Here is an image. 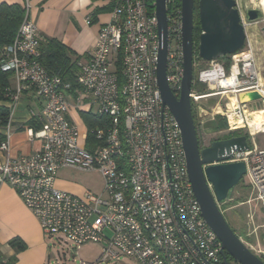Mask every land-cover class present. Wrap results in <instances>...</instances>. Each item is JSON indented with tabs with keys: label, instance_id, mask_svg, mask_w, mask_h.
I'll list each match as a JSON object with an SVG mask.
<instances>
[{
	"label": "built area",
	"instance_id": "2783aa9c",
	"mask_svg": "<svg viewBox=\"0 0 264 264\" xmlns=\"http://www.w3.org/2000/svg\"><path fill=\"white\" fill-rule=\"evenodd\" d=\"M111 5V18L100 28L88 59L79 64L73 88L41 64V38L28 1L23 4L25 15L17 34L0 56L2 70L15 82L6 103L10 109L3 130L6 139L0 144V185H10L38 217L44 235L72 245L74 255H79L83 243H102L95 261L80 259L79 264H119L125 259L136 264H224L223 242L204 220L193 191L181 129L164 106L157 84L155 2L153 9L147 0H111ZM259 8L262 19L244 20L243 47L228 55L227 63L211 60L194 74L190 96L198 114H204L202 124L208 115L222 116L226 132L264 133L262 127L253 132L249 122L254 111L264 114V70L247 31L248 25L264 22L262 2ZM168 18L167 79L179 95L181 8ZM260 34L264 42V26ZM27 91L42 105L32 117L40 127H25L29 140L40 145L29 154L13 156L12 123ZM254 91L259 99H240L242 93ZM74 109L104 116L106 121L81 130L69 117ZM231 154L223 162L245 163L256 200L264 208V149L249 146ZM62 168L98 172L102 191L84 188L78 194L62 189L57 177Z\"/></svg>",
	"mask_w": 264,
	"mask_h": 264
},
{
	"label": "water",
	"instance_id": "95a60500",
	"mask_svg": "<svg viewBox=\"0 0 264 264\" xmlns=\"http://www.w3.org/2000/svg\"><path fill=\"white\" fill-rule=\"evenodd\" d=\"M168 0H155L158 21L159 53L157 61V84L164 106L174 115L182 133L187 158V168L193 191L197 197L204 220L223 242L224 264H230L227 254L239 264H264V259L254 252L234 231L224 216L221 203L230 199L232 189L246 174L243 161L223 162L231 158L232 150L249 148L247 135L215 139L201 147L191 100L195 59V0H181V45L183 78L180 94L172 90L167 79V56L169 45ZM236 0H199L200 35L197 43L198 59L216 60L240 50L246 40V31ZM250 22L263 18L260 8L247 9ZM261 95L242 93L244 102L257 100Z\"/></svg>",
	"mask_w": 264,
	"mask_h": 264
},
{
	"label": "crops",
	"instance_id": "0c3cea01",
	"mask_svg": "<svg viewBox=\"0 0 264 264\" xmlns=\"http://www.w3.org/2000/svg\"><path fill=\"white\" fill-rule=\"evenodd\" d=\"M26 1L29 3L30 17L37 25L41 42L48 38L60 40L75 52L78 68L93 51L100 28L111 18V0H0V3L23 5ZM260 66L262 67L261 63ZM10 84L15 86L13 79H10ZM41 107V102L32 97L31 91L24 93L12 123L9 139L11 155L29 154L39 148L38 141L32 143L29 140L25 127L31 125L32 117ZM95 110L96 107L93 106L92 112ZM79 114L74 109L69 117L77 121L81 130H85L86 124ZM58 185L78 194L85 188L59 178ZM44 236L38 217L25 205L16 191L8 184L0 185V264H43L44 258L38 251L40 254L45 251ZM16 237L26 244L25 250L9 245L10 240Z\"/></svg>",
	"mask_w": 264,
	"mask_h": 264
},
{
	"label": "rangeland",
	"instance_id": "374dc122",
	"mask_svg": "<svg viewBox=\"0 0 264 264\" xmlns=\"http://www.w3.org/2000/svg\"><path fill=\"white\" fill-rule=\"evenodd\" d=\"M240 7L244 10L246 7L260 6L261 0H239ZM264 26V22L258 24L252 23L247 26V31L251 34L252 42L254 44L258 62L264 67V42L260 34V28ZM228 55L219 58L220 61L227 63ZM209 61L198 59L195 55L194 74L201 68H205ZM228 67V64H227ZM264 69V68H263ZM226 99L221 100L222 107H225ZM203 106L209 108V103L202 99ZM260 106V102H258ZM194 113L197 114V104L193 103ZM199 107V105H198ZM79 117L83 120L82 116ZM218 117H216L217 119ZM211 117L208 115L204 120V126L201 127L200 132L204 135L203 141L207 143L210 139L224 138L223 132L218 131L217 128H212ZM208 129H212L207 133ZM235 133H246L245 131H237ZM250 146H256L259 149H264V133H256L250 137ZM57 177L61 181L77 183L84 186L95 193H100L103 188V179L98 172L80 171L74 168H62L58 170ZM225 218L234 229L236 234L258 255L264 258V208L262 204L256 200L252 179L249 173H246L240 183L236 185L231 193L230 199L220 205ZM45 251L43 254H38L44 258L43 264H79L80 259L88 262L95 261L102 248L100 242H86L83 243L79 249L78 254L74 255L72 245L63 241L57 240L56 237L44 236ZM10 245V244H9ZM119 264H136L135 260L125 259ZM232 264H238L232 260Z\"/></svg>",
	"mask_w": 264,
	"mask_h": 264
},
{
	"label": "trees",
	"instance_id": "16d2710c",
	"mask_svg": "<svg viewBox=\"0 0 264 264\" xmlns=\"http://www.w3.org/2000/svg\"><path fill=\"white\" fill-rule=\"evenodd\" d=\"M154 2L155 0H147V4L151 9H153L154 7ZM170 2L171 3L167 4V12L169 15L174 9L181 8V0H171ZM110 6L112 8V5ZM24 15L25 8L22 4H8L5 2L0 3V56L4 46L10 44L14 40L19 26L24 18ZM196 29L200 31L199 26H195L194 31ZM40 51L41 55L39 60L41 64L47 70L58 74L62 76L66 81H69L74 88L76 86V77L79 71L78 57L75 55V52L69 49L66 45H64L60 40L56 38H48L45 41L41 42ZM195 53L197 54L196 41ZM11 87L12 85L10 84V73L2 70L0 66V144L6 139V135L3 133V130L6 127L10 116V109L6 106V103L10 101V95L12 93ZM80 115L82 116L83 121L89 129H92L98 125L103 126L106 121V117L99 116L92 112L80 111ZM195 123L197 126L196 119ZM210 123L211 124L209 126L214 128L216 123L214 121ZM217 124H219V126H226V121L222 116H218ZM31 126H33L34 128H39L40 123H38V121L33 118V120H31ZM246 135L250 143V135L248 133H246ZM91 142H93V139L90 135V137L88 138V143L91 144ZM9 244L13 247H16L18 250L26 249V244L17 237L11 239ZM227 258L232 259V257L228 254ZM262 259L264 258L262 257Z\"/></svg>",
	"mask_w": 264,
	"mask_h": 264
},
{
	"label": "flooded vegetation",
	"instance_id": "af4514ba",
	"mask_svg": "<svg viewBox=\"0 0 264 264\" xmlns=\"http://www.w3.org/2000/svg\"><path fill=\"white\" fill-rule=\"evenodd\" d=\"M250 1H252V0H250ZM236 2H237V8H238V10H239V14H240V17H241V22L243 23V25H244V23H245V21H248V22H250L249 20H248V16H247V9H249L250 7H246L244 10L240 7V4H239V0H236ZM253 2V1H252ZM251 8H257V7H251ZM194 17H195V26H199L200 27V22H199V0H195V4H194ZM245 20V21H244ZM244 27H245V25H244ZM245 31H246V29H245ZM200 32H201V29H200V31L198 30V29H196L195 30V41L198 43V38H199V35H200ZM193 112H194V107H193ZM204 117V114H203V116L201 117L199 114H198V116H197V114L195 113V119H196V121H197V131H198V136H199V143H200V146L201 147H205V146H207V145H210V143L213 141V139H210L209 138V140L210 141H207V143H205L204 141H203V139H204V135H202L201 134V132H200V129H201V127L202 126H204L202 123H201V120H202V118ZM211 121H214L216 124H215V127L214 128H217L218 129V131H220V132H223L224 133V135L223 136H225L224 138H219V139H225V138H230V137H232V136H239V135H246V133H248L249 134V132H246V133H235V132H237V131H232V132H226V126H219V124H217V119L216 118H214V119H211ZM199 124V125H198ZM212 129H208L207 131V133H210V131H211ZM250 135V134H249ZM251 137V136H250ZM228 259V261H229V263L230 264H232V259L231 258H227Z\"/></svg>",
	"mask_w": 264,
	"mask_h": 264
},
{
	"label": "bare ground",
	"instance_id": "6f19581e",
	"mask_svg": "<svg viewBox=\"0 0 264 264\" xmlns=\"http://www.w3.org/2000/svg\"><path fill=\"white\" fill-rule=\"evenodd\" d=\"M252 1H254V0H252ZM261 2L263 3V8H264V0H261ZM250 115H251V117L249 119V122H250V127H251L253 132L257 128H261V127L264 128V114H263V112L254 111Z\"/></svg>",
	"mask_w": 264,
	"mask_h": 264
}]
</instances>
